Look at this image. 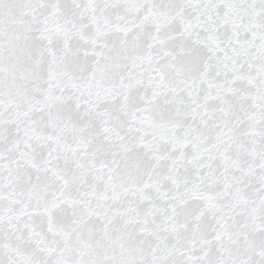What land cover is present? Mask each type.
I'll list each match as a JSON object with an SVG mask.
<instances>
[{
  "label": "snow or ice",
  "instance_id": "6c2138e0",
  "mask_svg": "<svg viewBox=\"0 0 264 264\" xmlns=\"http://www.w3.org/2000/svg\"><path fill=\"white\" fill-rule=\"evenodd\" d=\"M0 264H264V0H0Z\"/></svg>",
  "mask_w": 264,
  "mask_h": 264
}]
</instances>
